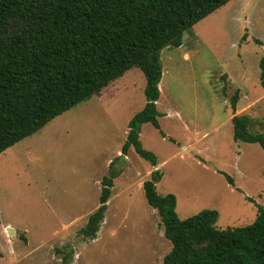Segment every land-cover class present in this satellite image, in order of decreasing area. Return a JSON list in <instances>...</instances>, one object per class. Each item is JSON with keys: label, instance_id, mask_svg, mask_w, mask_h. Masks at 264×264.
Segmentation results:
<instances>
[{"label": "rangeland", "instance_id": "obj_1", "mask_svg": "<svg viewBox=\"0 0 264 264\" xmlns=\"http://www.w3.org/2000/svg\"><path fill=\"white\" fill-rule=\"evenodd\" d=\"M263 54L264 0L231 1L162 52L161 131L145 124L140 140L158 157V193L176 196L181 219L217 210L218 228L244 227L264 207V148L236 142L230 118L239 91L237 115L264 134ZM145 87L133 69L0 155V264H62L65 247L69 264H162L172 244L143 188L156 168L134 148L117 160ZM112 162L122 173L97 238L86 241L79 231Z\"/></svg>", "mask_w": 264, "mask_h": 264}, {"label": "trees", "instance_id": "obj_2", "mask_svg": "<svg viewBox=\"0 0 264 264\" xmlns=\"http://www.w3.org/2000/svg\"><path fill=\"white\" fill-rule=\"evenodd\" d=\"M231 1L0 0V155L139 69L146 104L128 123L117 160L134 148L156 168L143 188L172 244L162 264H264V207L257 205L256 220L244 227L218 228L217 210L181 219L176 196L158 193L163 178L158 157L140 140L145 124L161 131L162 52L181 48L185 33ZM260 70L264 88V54ZM239 100L237 91L231 99L234 140L264 148V134L254 132L253 119L237 115ZM121 173L112 162L101 181L100 205L79 231L84 240L97 238ZM227 180L235 186L232 177ZM57 253L69 264L74 251L65 247Z\"/></svg>", "mask_w": 264, "mask_h": 264}, {"label": "crops", "instance_id": "obj_3", "mask_svg": "<svg viewBox=\"0 0 264 264\" xmlns=\"http://www.w3.org/2000/svg\"><path fill=\"white\" fill-rule=\"evenodd\" d=\"M121 80V79H120ZM119 82V81H118ZM116 84V83H115ZM233 115L230 117L232 119Z\"/></svg>", "mask_w": 264, "mask_h": 264}, {"label": "water", "instance_id": "obj_4", "mask_svg": "<svg viewBox=\"0 0 264 264\" xmlns=\"http://www.w3.org/2000/svg\"><path fill=\"white\" fill-rule=\"evenodd\" d=\"M11 231H13L12 229H10Z\"/></svg>", "mask_w": 264, "mask_h": 264}]
</instances>
